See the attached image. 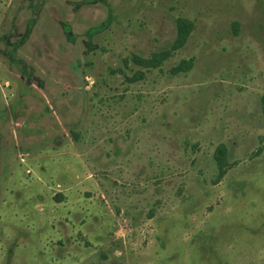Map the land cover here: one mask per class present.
I'll return each instance as SVG.
<instances>
[{
    "label": "rangeland",
    "instance_id": "rangeland-1",
    "mask_svg": "<svg viewBox=\"0 0 264 264\" xmlns=\"http://www.w3.org/2000/svg\"><path fill=\"white\" fill-rule=\"evenodd\" d=\"M263 95L264 0H0V264H264Z\"/></svg>",
    "mask_w": 264,
    "mask_h": 264
},
{
    "label": "trees",
    "instance_id": "trees-1",
    "mask_svg": "<svg viewBox=\"0 0 264 264\" xmlns=\"http://www.w3.org/2000/svg\"><path fill=\"white\" fill-rule=\"evenodd\" d=\"M100 28V26H98ZM194 27L192 20L185 17H178L176 19V35L172 43L168 48L159 50L157 52L151 53L148 57H141L137 54H131L130 59L137 65L142 66L145 69L160 67L163 62L168 59L175 51L183 47L185 44L191 30ZM124 63H127V59H124ZM192 66V59H182L178 64L170 68L171 73L176 74L179 72H186ZM143 77V71L138 70L130 80H138ZM264 104V95L261 98ZM262 148L259 146L257 148L256 154L261 152ZM227 150L224 143H220L216 146L213 152V158L217 167V173L213 179V183L219 182L222 177L226 174L227 170L232 166L231 163L227 161L226 158Z\"/></svg>",
    "mask_w": 264,
    "mask_h": 264
}]
</instances>
